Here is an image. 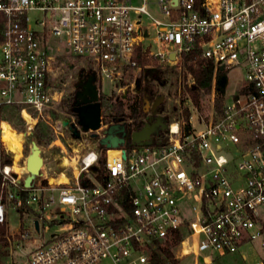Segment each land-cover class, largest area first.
<instances>
[{
    "label": "built area",
    "instance_id": "2783aa9c",
    "mask_svg": "<svg viewBox=\"0 0 264 264\" xmlns=\"http://www.w3.org/2000/svg\"><path fill=\"white\" fill-rule=\"evenodd\" d=\"M0 14V224L20 253L12 264H151L154 242L175 231L183 255L257 242L263 255L252 264H264V0H0ZM149 28L161 49L145 41ZM54 46L113 83L140 71V57L172 65L191 50L214 72L241 67L243 80L220 111L169 123L163 140L106 149L103 162L90 149L26 185L24 140L8 116L15 110L31 130L32 115L59 101L49 82Z\"/></svg>",
    "mask_w": 264,
    "mask_h": 264
},
{
    "label": "rangeland",
    "instance_id": "374dc122",
    "mask_svg": "<svg viewBox=\"0 0 264 264\" xmlns=\"http://www.w3.org/2000/svg\"><path fill=\"white\" fill-rule=\"evenodd\" d=\"M150 14L154 17L159 16L158 10L155 5L148 7ZM37 13L30 12V16L34 17ZM1 16V14H0ZM149 19L142 17L143 25L148 24ZM149 37L145 39L147 43L151 44L153 50L161 49V46L155 42V34L152 28H149ZM50 41H55L54 38H50ZM89 64L86 58L74 55L71 52L63 51L59 46H54L52 49V59L50 61L49 82L56 89L59 94V101L53 104L50 108L45 109L42 115H32V121L34 122L32 129L27 130L25 123H23V130L19 132L16 128V132L20 134V138L24 140L25 155L26 157L30 153V145L36 142L33 135H31L34 126L45 134L52 137L51 140H55L56 136L60 138L63 148L59 141H49L48 143L42 142L38 146L40 147V155L43 158V163L40 169V174L45 178L50 176H56L61 170V163L63 159H79L90 149H101L99 139L94 137L93 133H100V129L96 132L80 130L77 120L69 113L62 101L66 103L72 100L74 90L77 84L80 83L82 72L87 69L84 66ZM163 72L162 80H153V89L155 96L163 95L164 99L159 104L158 114L165 118V122L175 123L184 119V111L188 110L189 115H206L213 113L214 107V90L209 93H200L198 105H194L192 99L187 91V86L191 85L193 80L190 74H188L181 63L179 64H162ZM141 80V70L131 69L128 73H125L122 80L119 83H113L106 78L98 79L97 86L99 94H104L111 97L113 100L122 99L125 103V113H128L127 105L131 102V98L135 93L139 91L138 81ZM227 86L225 89V95L229 96L234 91L235 87L239 85L243 80V69L241 67H234L227 72ZM122 87V89H119ZM216 110V109H215ZM13 111L11 110L8 118L11 121L14 119ZM108 111L107 109L101 110L102 126L108 123ZM21 117V116H20ZM69 120V123H73L76 127L78 136H76L72 128L62 126L61 133L56 134L54 132L56 121ZM12 124V123H11ZM13 126V125H12ZM14 133L13 131H10ZM19 164H23L20 162ZM41 178V175L40 177ZM20 217L13 210L8 211L6 217V223L9 229H16L19 227ZM29 221H27V224ZM29 225V224H28ZM174 258L177 260L175 264H252L257 258L263 255V249L257 242L241 245L237 251L229 252L226 254H218L215 252H201L198 255L188 254L183 255L181 253V245H175L172 248ZM20 253L13 249L11 243L5 237L0 240V264H12L19 259ZM243 255L245 256L243 258Z\"/></svg>",
    "mask_w": 264,
    "mask_h": 264
},
{
    "label": "trees",
    "instance_id": "16d2710c",
    "mask_svg": "<svg viewBox=\"0 0 264 264\" xmlns=\"http://www.w3.org/2000/svg\"><path fill=\"white\" fill-rule=\"evenodd\" d=\"M2 28H3V17L0 16V40L2 39ZM138 63L142 66L141 68V80L138 93H135L132 96L131 102L127 105L128 113H125V103L122 99L113 100L111 97H108L104 94H99V102L101 110L107 109L110 111L108 113V123H122L128 132H131L134 129H139L144 121L146 120L149 111L148 108L155 97V91L153 89V80L161 81L162 74L165 69L159 65L156 60H149L145 56L137 59ZM146 64H149V67H144ZM181 64L184 70L190 74L192 77V84L187 86V91L192 99L194 105L199 103L200 93H209L211 90H214V107L217 111H220L223 102L225 89L227 86V76L224 70L217 68L214 72V65L211 61L202 58L199 55L197 50H191L190 52L183 54ZM87 71L91 73V69L87 68ZM66 109L69 113L75 116L74 111L72 110L71 101L66 103ZM14 119L11 121L14 128L19 132H22L23 128V119L16 112H13ZM189 116L188 110L184 111V119L187 121ZM165 131H160L154 137V141L163 140ZM31 135L36 140L37 144L42 142L48 143L52 137L48 134L43 133L37 125L34 126V129L31 132ZM130 141L126 143V147H131ZM101 147V158L102 162L105 159V150L104 146ZM6 228L4 224H0V240L5 238ZM183 233L181 231H175L173 233L172 239L165 241L164 244L159 243L158 241L154 242V247L151 249L149 254V260L151 264H175L177 260L174 258L172 248L177 245L182 239Z\"/></svg>",
    "mask_w": 264,
    "mask_h": 264
},
{
    "label": "water",
    "instance_id": "95a60500",
    "mask_svg": "<svg viewBox=\"0 0 264 264\" xmlns=\"http://www.w3.org/2000/svg\"><path fill=\"white\" fill-rule=\"evenodd\" d=\"M173 58V55H171ZM223 67L221 66L220 69ZM96 75L92 71L86 81L78 86V90L75 93V107L72 108L76 117L77 124L81 131H92L96 132L100 129L101 136L98 137V133H93L94 137H97L100 142V146H104L106 149H115L120 145H125L127 141H130L131 145H150L154 141L155 135L160 131H165L167 129V123L165 118L158 114L159 104L163 101V95H157L151 102L148 111L149 114L144 121L143 125L139 129H134L128 132L122 123L112 122L106 124L105 127L101 129V106L99 102V92L97 85L95 83ZM140 87V81H138ZM63 126L69 125L74 134L78 136L76 127L73 123H69V120L61 121ZM116 130L119 135H113L112 132ZM30 153L26 157L25 167L28 172L24 183L29 185L30 182L40 174V168L43 163V158L40 155V147L36 142L31 143ZM122 157H125V150L122 149ZM37 224V222H35Z\"/></svg>",
    "mask_w": 264,
    "mask_h": 264
},
{
    "label": "flooded vegetation",
    "instance_id": "af4514ba",
    "mask_svg": "<svg viewBox=\"0 0 264 264\" xmlns=\"http://www.w3.org/2000/svg\"><path fill=\"white\" fill-rule=\"evenodd\" d=\"M90 73L87 71V69L85 70V71H83L82 72V77H81V80H80V83L79 84H77V87L75 88V90H74V94H73V97H72V100H71V103H72V108L73 107H75V93H76V91L79 89L78 88V86H80V85H82L85 81H86V79H87V77H88V75H89ZM95 83H96V85H97V78H96V80H95ZM97 88H98V86H97ZM73 115V114H72ZM74 116V115H73ZM75 117V116H74ZM110 123H112V122H109V123H107V124H110ZM101 132L102 131H100V133H98L99 135H98V137H100L102 134H101ZM112 134L113 135H115V134H117V135H119V133L116 131V130H114L113 132H112ZM99 144H100V142H99Z\"/></svg>",
    "mask_w": 264,
    "mask_h": 264
},
{
    "label": "bare ground",
    "instance_id": "6f19581e",
    "mask_svg": "<svg viewBox=\"0 0 264 264\" xmlns=\"http://www.w3.org/2000/svg\"><path fill=\"white\" fill-rule=\"evenodd\" d=\"M174 127H175V125H173V128ZM9 137H10V142H11L12 149L14 151H17L20 148V144L16 140V134L9 132ZM117 154H118L117 151H114V150L109 151V156L110 157L116 156ZM16 155H17V157H19V154H16Z\"/></svg>",
    "mask_w": 264,
    "mask_h": 264
},
{
    "label": "crops",
    "instance_id": "0c3cea01",
    "mask_svg": "<svg viewBox=\"0 0 264 264\" xmlns=\"http://www.w3.org/2000/svg\"><path fill=\"white\" fill-rule=\"evenodd\" d=\"M56 142H57V141H56ZM59 143H60V145H62V146H63V144L61 143V141H59ZM60 145H59V146H60ZM63 160H66V161L68 160V161H69V159H66V158H65V159H63Z\"/></svg>",
    "mask_w": 264,
    "mask_h": 264
}]
</instances>
